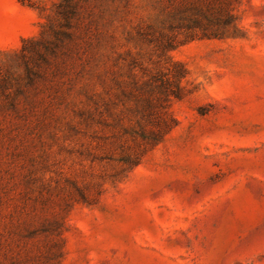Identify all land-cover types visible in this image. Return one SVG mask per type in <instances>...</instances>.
Wrapping results in <instances>:
<instances>
[{"label": "rangeland", "instance_id": "obj_1", "mask_svg": "<svg viewBox=\"0 0 264 264\" xmlns=\"http://www.w3.org/2000/svg\"><path fill=\"white\" fill-rule=\"evenodd\" d=\"M182 3L0 0V264H264V0Z\"/></svg>", "mask_w": 264, "mask_h": 264}, {"label": "trees", "instance_id": "obj_2", "mask_svg": "<svg viewBox=\"0 0 264 264\" xmlns=\"http://www.w3.org/2000/svg\"><path fill=\"white\" fill-rule=\"evenodd\" d=\"M233 0H183V3L178 8L179 18L186 22L185 28L188 31V36L192 35L198 39H214L220 38L222 31H236L238 29L235 24L234 8L232 7ZM63 19L68 23V12H64ZM218 23L221 25V30L211 28V24ZM223 29V30H222ZM55 40L57 43H61V37L68 38V34L63 32H55ZM40 41L34 39H26L23 41L20 53L17 54L18 59L21 61L22 66L25 69L24 78L18 76L16 79L17 84L19 81H24L29 84L33 82L34 68L32 66L35 61H41L47 63L45 53H42L36 47ZM57 48L56 43L45 44L44 49L46 53L54 54ZM34 54L38 59L35 60ZM174 65L180 66V63H174ZM172 77L176 80H182L185 76L182 73H173ZM23 78V79H22ZM10 82L8 79L0 81V91L4 92L8 89ZM181 88H177V92H170L167 96H173L177 99H181Z\"/></svg>", "mask_w": 264, "mask_h": 264}]
</instances>
